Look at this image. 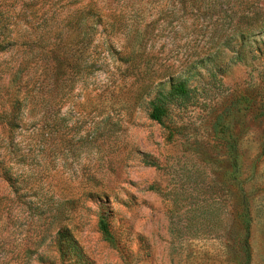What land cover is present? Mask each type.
<instances>
[{
  "label": "rangeland",
  "instance_id": "374dc122",
  "mask_svg": "<svg viewBox=\"0 0 264 264\" xmlns=\"http://www.w3.org/2000/svg\"><path fill=\"white\" fill-rule=\"evenodd\" d=\"M263 104L264 0H0V264H264Z\"/></svg>",
  "mask_w": 264,
  "mask_h": 264
},
{
  "label": "trees",
  "instance_id": "16d2710c",
  "mask_svg": "<svg viewBox=\"0 0 264 264\" xmlns=\"http://www.w3.org/2000/svg\"><path fill=\"white\" fill-rule=\"evenodd\" d=\"M195 94L196 89L191 87L186 79L172 81L168 90L159 89L155 96L150 100L151 118L159 123H164V118L168 115L173 105L186 106L195 97ZM261 110L264 113V104L261 107ZM223 123L224 124H222V126L225 131L227 130V124L225 121ZM246 226V254L249 260L251 258L250 246L248 244L249 224H246ZM99 229L107 240L112 242L114 241V236L110 226L104 218L99 221Z\"/></svg>",
  "mask_w": 264,
  "mask_h": 264
}]
</instances>
